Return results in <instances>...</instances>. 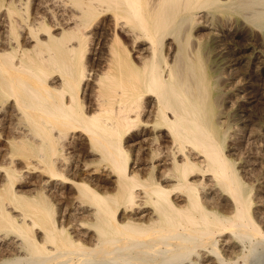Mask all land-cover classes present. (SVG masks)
Returning a JSON list of instances; mask_svg holds the SVG:
<instances>
[{
	"label": "bare ground",
	"instance_id": "bare-ground-1",
	"mask_svg": "<svg viewBox=\"0 0 264 264\" xmlns=\"http://www.w3.org/2000/svg\"><path fill=\"white\" fill-rule=\"evenodd\" d=\"M248 24L264 0H0V264L251 261L220 111Z\"/></svg>",
	"mask_w": 264,
	"mask_h": 264
},
{
	"label": "rangeland",
	"instance_id": "rangeland-1",
	"mask_svg": "<svg viewBox=\"0 0 264 264\" xmlns=\"http://www.w3.org/2000/svg\"><path fill=\"white\" fill-rule=\"evenodd\" d=\"M248 25L245 34L250 35L253 41L255 40L250 47L245 49L243 44H246V40H242V37L231 43L229 41L224 42L227 45L229 44L228 46L224 45L229 48L225 50L227 59H225V64H222L221 69V72H223L222 78L224 79H222L223 83L220 81L223 93L220 101V111L225 113L222 121L225 120L231 126L228 140V144L229 142L231 144H227L226 150L231 151L232 157L239 163L241 159L246 161L245 170L248 169L242 174H244L246 182L253 189L251 192V196L255 200L253 210L257 215H260L264 226V29H259V31L253 25ZM241 45L243 47H240ZM3 146L4 144H1V147ZM23 172L25 173L26 169ZM32 173L30 174L29 184L39 180L37 173L35 172V174L33 171ZM90 174L94 177L100 176L99 178L108 181H106L108 187H113L114 177L108 173L107 169L98 172L91 171ZM257 246L250 255L251 257L249 256L248 260L251 261H248L247 264H264V242L257 244ZM248 249H245L247 253ZM239 264H243V262L240 261Z\"/></svg>",
	"mask_w": 264,
	"mask_h": 264
}]
</instances>
